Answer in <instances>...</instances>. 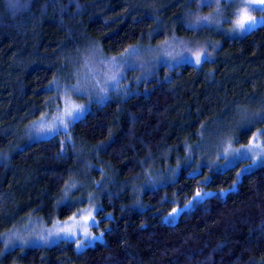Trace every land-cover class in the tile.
<instances>
[{
  "label": "trees",
  "instance_id": "1",
  "mask_svg": "<svg viewBox=\"0 0 264 264\" xmlns=\"http://www.w3.org/2000/svg\"><path fill=\"white\" fill-rule=\"evenodd\" d=\"M195 2L0 0V264H264V161L192 174L187 160L203 132L247 142L264 127V24L200 65L130 70L66 131L25 136L82 53L192 38ZM197 191L210 196L189 204ZM89 195L101 241L4 250L17 225L68 218Z\"/></svg>",
  "mask_w": 264,
  "mask_h": 264
},
{
  "label": "rangeland",
  "instance_id": "2",
  "mask_svg": "<svg viewBox=\"0 0 264 264\" xmlns=\"http://www.w3.org/2000/svg\"><path fill=\"white\" fill-rule=\"evenodd\" d=\"M195 1V10L189 11L188 14L184 16L186 24L192 27V38L172 36L155 45L130 47L127 49L129 50L128 52L124 51L117 55H106L97 47L82 53L76 62H74L70 82H64L63 84L58 82L53 83L55 94L51 99V104L40 117L27 126L25 130L26 138L29 140L47 138L63 130L59 126L57 117L63 113L66 107V101L71 104L85 106L84 115L94 102L105 100L130 70H137L141 75H148L162 64L174 67L188 62L186 60L181 61L179 56L173 60L171 57L164 56L163 53L165 52H171L173 56H176V54L182 52L185 47L192 49L202 47L207 53H210L205 59H213L222 45L223 38H234L252 30L239 33L230 31L233 28L232 22L235 20V16L230 15V13L236 11L239 7V0L238 3L232 5L231 8L227 4L221 3L219 5L221 10L220 14L217 13L218 6L215 3L209 6H201L197 0ZM251 15L260 18L261 15L264 14L260 11H253ZM205 16L213 21L211 25L194 24L197 17ZM217 19L220 20L219 25L214 23ZM124 61H129V63H124ZM189 63L197 65L194 61ZM113 74H116L117 78L115 81H110L108 78ZM73 88H78L80 91L74 93L72 91ZM101 89H104V91L102 92ZM255 116L259 118L258 114ZM241 120L243 119L241 118L240 121ZM48 126H55L59 128V130L50 132ZM258 132H264V127L255 128L253 133L247 136V142H243L238 138H225L220 143H215L210 133L206 134L203 132L200 135V142L192 147V152L187 156L188 166L192 162V169H190V171L193 174L197 171L199 172L205 166L211 168L217 166L224 169L242 160L245 161L240 168V172L252 169L263 162L257 159V161L253 163L252 158L264 152V135L257 136L253 141L255 147H252L251 151H248L249 141L252 140L253 134ZM226 149L232 150V154L226 156ZM236 149H240L247 154L241 156L234 151ZM87 201L86 205L74 213L75 216L73 214L68 218L55 220L50 224H45L39 219L32 218L17 225L2 237L4 250L6 251L16 246L29 247L36 245H51L60 240H72L75 242L76 248L82 250L96 241H101L103 239V234L97 229L99 227V219L96 216V211L99 209L100 204L98 201L93 200V195H89ZM90 211L95 217V220L94 222L89 221L86 224L82 217L87 216ZM73 216L74 219H70V217ZM73 226L77 233L76 236L61 231L63 228H71ZM85 229L91 233L95 239L90 244H85L83 247L78 248L77 245L81 241L82 233ZM17 237L23 239V245H21V241L17 239Z\"/></svg>",
  "mask_w": 264,
  "mask_h": 264
},
{
  "label": "snow or ice",
  "instance_id": "3",
  "mask_svg": "<svg viewBox=\"0 0 264 264\" xmlns=\"http://www.w3.org/2000/svg\"><path fill=\"white\" fill-rule=\"evenodd\" d=\"M197 2L201 6H209L212 3H215L217 7V13L220 14V8L219 5L221 3L227 4L230 8L232 5L237 4L238 0H197ZM253 11H260L262 14H264V0H239V7L236 9V11L231 12L230 15L235 16V20L232 22L233 23V28L230 30L233 33H239V32H244V31H249L251 29H254L257 25L259 24H264V15H261L260 18H257L253 15H251V12ZM213 23L212 20H210L209 17H197L196 20L194 21L195 25H211ZM215 24L219 25L220 20L217 19L214 21ZM191 26V25H190ZM128 52L129 50H125ZM135 54V53H133ZM123 55V54H122ZM164 56L171 57L173 60L176 59L177 56L180 57L181 61H188V62H193L195 64H201L204 62V59L210 55V53H207L204 48H196L192 49L189 47H185L182 52L177 53L176 56H173L171 52H165L163 53ZM130 60V57H129ZM124 63H129V61H124ZM122 75V73H121ZM116 74H113L110 76L108 79L110 81H115L116 80ZM72 91L74 93L79 92L80 90L78 88H73ZM103 92L104 89H101ZM85 111V106L83 105H76V104H71L66 101V107L63 111V113L57 117V120L59 122L60 128L63 130H67V128L74 123L77 119H79ZM261 119H264V117H261ZM48 130L50 132L58 131L59 128L55 126H48ZM259 135H264V132H258L253 134L252 140L249 141V148L248 151H251L252 147H255L253 144V141L257 138ZM237 154L241 156H245L247 153L242 152L240 149L234 150ZM232 150H225V155H231ZM253 163L257 161V159L264 161V152L260 153L257 157L252 158ZM239 175V173H238ZM210 196V193H206L203 191H197L195 193V196L192 201H189V204L195 202V203H200L203 202L205 198H208ZM181 208H173L171 212L168 213L167 217L165 218L168 222H171L172 220L175 219V217L180 214ZM75 216V214H74ZM73 217H70V219H74ZM82 219L85 221L87 224L89 221L94 222L95 217L92 215V212L90 211L87 216L82 217ZM61 231L65 232L66 234H70L72 236H76V230L75 227L71 228H63ZM21 241V245H23L24 241L22 238H18ZM43 239V237H42ZM95 237L91 235L86 229L82 233V238L81 241L78 243V248L83 247L85 244H90Z\"/></svg>",
  "mask_w": 264,
  "mask_h": 264
}]
</instances>
